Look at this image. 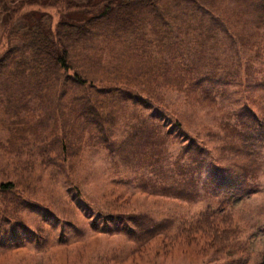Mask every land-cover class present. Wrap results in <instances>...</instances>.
I'll return each instance as SVG.
<instances>
[{"label": "rangeland", "instance_id": "1", "mask_svg": "<svg viewBox=\"0 0 264 264\" xmlns=\"http://www.w3.org/2000/svg\"><path fill=\"white\" fill-rule=\"evenodd\" d=\"M216 1L217 11L199 4L200 11L190 9L186 14H194L196 22L202 21L216 34L215 39L205 42L204 59H218L221 70H239L240 80L231 82L224 96H217L219 106L231 112L253 98L258 112L264 97V27L254 28V17L242 14L241 0ZM28 2L0 0V20L5 10ZM31 9L39 10V6L24 8ZM39 11L51 17L54 28L58 20L55 9L44 7ZM224 14L233 16L229 19ZM1 31L0 27V50L4 44ZM196 32L191 29L188 36L180 37L187 42L185 49L194 47ZM244 33L252 34L250 39L256 43L251 50L239 48L235 40V35ZM192 56H185V61ZM164 95L183 125L176 138L168 139L163 147L165 160L160 163L150 164L147 159L156 151H151L154 142L147 146L139 136L131 142L136 134L127 139L122 151L86 147L76 158V165L60 169L56 151L39 156L37 142L19 152L6 149L9 134L0 126V145L4 146L0 147V182H12L13 195H17L9 196L7 203L19 198L28 204L17 214L7 215L8 222L0 223V264H260L264 258V139L250 128L242 129L234 116L226 121L236 125L240 133L228 136L217 126V112L186 107L175 92ZM152 111L138 108L135 113L142 117L135 119L127 115L129 119L121 120L115 138L124 139L131 124L143 119L150 126ZM165 118L176 121L167 112ZM248 123L252 125L246 119V126ZM151 124L165 123L159 120ZM185 138L204 148L203 167L195 170L192 165L188 174L178 169L179 165L190 164L187 156L180 157ZM140 144L146 147H138ZM164 190L173 194L165 196ZM190 192L198 197L193 201L181 197ZM5 204L0 196L1 212ZM207 209L229 213L239 232L234 241L219 250L208 247L210 236L200 232L189 244L183 235L175 236L180 225L195 220ZM106 214L135 217L144 231L132 237L92 231V218ZM100 222L94 221L96 225ZM114 224L125 226V221ZM152 226L159 228L156 233L150 230Z\"/></svg>", "mask_w": 264, "mask_h": 264}, {"label": "trees", "instance_id": "2", "mask_svg": "<svg viewBox=\"0 0 264 264\" xmlns=\"http://www.w3.org/2000/svg\"><path fill=\"white\" fill-rule=\"evenodd\" d=\"M35 2L30 0L26 5L39 6V10L55 9L58 20L54 28L49 15L39 10H24L23 4L5 10L0 20L4 41L0 50V126L9 134L6 141L9 151L19 152L32 142L38 143L39 156L46 157L56 151L60 169H67L76 165V158H80L86 147L122 151L127 139L137 134L131 142L138 136L147 146L154 142L151 149L156 150L154 156L150 153L147 159L150 164L160 163L165 160L163 147L168 139L176 138L177 130L183 125L181 117L165 102L166 92L178 93L186 107L217 112V126L228 136L240 133L236 125L226 121L234 116L242 129L250 128L264 139V97L258 112L253 98L231 112L219 106L217 96H224L229 84L240 80L239 70H221L218 59H204L205 42L215 39L216 34L205 28L202 21L196 22L194 14H186L190 9L200 11L196 6L199 4L217 11L216 0ZM239 4L243 6V15L254 17V28L264 27V0H241ZM232 16L224 14L229 19ZM191 29L197 32L192 38L194 47L187 50V42L180 39L183 34L188 36ZM235 37L239 48L251 50L256 45L250 39L252 34ZM192 54L191 60L185 61L184 57ZM258 55L256 51L255 56ZM138 108L152 109L151 123L162 120L165 124L148 122L150 127L143 119L141 123L131 124V131L124 139L117 140L115 135L121 120L129 116L139 118L141 113H135ZM166 112L175 116L176 121L167 120ZM246 119L252 125L246 126ZM182 143L180 157L187 156L190 164L179 165L178 169L188 174L189 170L203 167L204 148L190 138ZM145 144L138 147H146ZM14 188L12 182H0L1 201L6 202L0 211V223L8 222L7 215H15L28 205L19 198L7 203L9 196L17 197L13 195ZM162 192L165 196L173 194L168 190ZM190 193L181 197L189 201L198 197L196 192ZM95 219L101 220L99 225L94 223ZM134 220L135 217L125 219L106 214L93 217L90 228L94 232L132 237L142 230ZM122 221L125 226H115L114 223ZM158 229L150 228L154 233ZM198 232L210 236L208 247L215 250L229 245L239 234L229 213L211 209L180 225L175 236L183 235L189 244ZM260 264H264V258Z\"/></svg>", "mask_w": 264, "mask_h": 264}]
</instances>
